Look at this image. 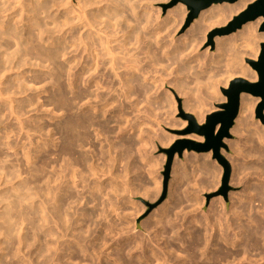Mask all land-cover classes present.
<instances>
[{"label":"bare ground","instance_id":"6f19581e","mask_svg":"<svg viewBox=\"0 0 264 264\" xmlns=\"http://www.w3.org/2000/svg\"><path fill=\"white\" fill-rule=\"evenodd\" d=\"M255 1L257 0H239L234 4L212 5L201 11L197 20L178 39L172 35L177 33L183 25L189 8L180 4L174 10L176 13L169 11L167 17L162 19L161 11H155L157 0H79L75 7L71 6L70 0H35L32 1V9L30 12L28 11V14L31 15L28 21L30 26L23 33L15 26L8 28L9 36L13 37V40H10V38H3V35L7 37L8 34L4 32L8 29H5L4 32L0 31V209L3 210L0 212V252L8 250L6 253L9 252L10 259H13L17 264H70V261L73 264L81 260L79 259L81 255L88 256V254L93 257V260L91 257L89 258L90 262H96L98 257L99 262H102L100 258V254L103 253L100 251L102 249L95 248L94 244L96 243L92 247L90 243H92L93 237L88 236V234L90 235L88 233L91 228L90 222L94 223L93 213L95 212L82 210L86 203H92L89 199L91 200L96 195L95 191H101V185H103L102 183L99 185V182L102 181L101 178L100 180L96 179L97 182L95 181V178L102 175L97 176L102 171L100 166L96 165V160L94 163L90 161L94 156H91L92 158L89 160V156L85 157L88 155L87 153V155L85 153L84 156L82 155V151L88 146L95 154L96 146L93 143V138H100L106 136L105 133L107 134V126L101 122L99 117H106L107 114L111 115L112 113L113 117H117L118 122L135 121L137 125L135 126L141 129L142 124L157 119L152 115L157 114V108L153 109L152 96L168 83L186 97L185 110L195 115L199 122H203L208 113L221 110L214 102L224 100L221 93L224 89L229 88L232 81L242 78L256 83L259 79L258 73L251 69L245 60L257 59L260 53V43L264 41V33H260L258 30L264 23V18L248 22L239 31L217 38L215 40L216 53H211V46L203 53L199 52V49L214 29L230 25ZM104 2L106 6L101 7L100 5ZM55 8L61 9L59 18L53 17ZM165 25L170 27L172 32L166 35L167 38L171 36V40L169 39L167 42L164 39V42H167L164 44L163 39L161 40V28L166 27ZM167 29L166 31L169 30ZM85 30L87 32L83 33ZM13 47L17 49L12 51ZM75 53L82 54L83 63L77 59L76 55H73ZM34 61L35 63H33ZM34 64L48 68L47 75L38 73L35 67L33 68L36 66ZM79 66L83 69L82 77H78L75 73ZM26 69L30 70L28 72L30 76L25 73ZM8 75L11 80H7ZM170 78L171 81H169ZM47 86L56 87L57 93L50 94L46 100L40 102L41 95L47 93ZM92 86L96 87V91L93 93L90 91ZM80 87L85 89L78 92ZM23 96L25 97L23 98ZM257 102H259V98L255 100L249 93H241L239 112L235 120L237 128L234 127L232 131L235 129L243 137L245 136V143L238 149L244 164L237 165L235 162L232 166L235 167L234 176L236 175L237 179L241 176L237 180V184H245L246 189L240 195L232 196L230 215L221 199L218 202L220 208L222 207L221 211L216 209L213 216L209 215L210 217L203 218V220H199L197 215H194L195 211L185 212L182 215L178 213L173 216L174 218H170L173 214L171 209H168V205L171 204V200L175 199L173 185L170 188L169 201L163 206L155 225H152V228L147 227L156 229L159 226L160 230L156 229V234H154L156 239L159 237V240L162 230H165L164 232L167 234H172L169 238H172L173 241L179 240L183 245L188 243L185 237H190L189 246L180 252L186 253L187 258L182 257L183 259L179 260L176 258L175 264H186L187 261H189L188 264H199L197 263L199 252H201V257L210 260V264H264V132L254 126L253 122L251 123V116H253ZM37 104H40L41 108L46 107L47 111L41 115L36 114V118L33 119L34 116H30L31 112L27 109ZM84 110H90L96 114H83ZM66 114L68 116L49 131L51 133L49 138L41 122L43 118L52 117L54 120ZM92 130L94 133L96 132L95 137ZM54 131L55 135L53 136L52 132ZM45 136H48L47 139ZM56 136L59 138H53ZM58 140H60L61 146L56 144ZM2 147L8 151H14L16 157L22 151L24 165L32 170L28 171L31 179L27 177V180L33 179V182L35 180L37 184L35 187L32 186L34 183L31 181L22 179L23 164L20 162L16 163L17 165L8 163L7 160H4L5 158H2ZM51 147L56 148L57 152L51 154L50 150L48 151ZM115 149H117L116 145L109 142L108 150L101 153L109 154L104 156L109 159L113 157L114 162H119L120 158H115L113 154ZM40 154H48V156L43 157L38 164H35L37 156ZM62 159L63 166L60 167L58 165ZM65 160L66 162H64ZM113 160L110 161L112 165L109 167L114 169ZM57 163V170L59 167L61 168L58 170L59 172L55 170L54 175L53 173L48 175L49 169L55 168L53 164ZM104 166L106 167L105 163ZM84 167L88 171L86 174L90 173L91 179H94L92 185L94 181L99 183L94 184L93 187L88 185L90 191L86 189L87 187L82 186L86 192L88 191L86 196L93 195L89 199L86 196L77 197L80 193L74 194V189L71 188H77V183H88L86 181L90 178L86 179V177L90 175L85 174ZM76 168L80 170L82 168L84 172L83 170L78 172ZM111 168L109 170L112 172ZM105 173L107 172L105 171ZM117 177L112 179L115 180ZM120 178L121 176L118 179ZM19 180L21 182L24 180L25 184L23 181L17 183L18 186H16L15 183ZM108 182L110 183V181ZM108 182L103 183L108 184L109 188H113L111 186L113 182L111 185ZM40 183L43 185L39 186ZM3 186L10 189L8 188V191H6L7 188L1 189ZM107 187L104 188L105 195ZM116 189L117 185L113 193L118 192L119 185L117 191ZM81 191L83 190L81 189ZM108 191L110 192V190ZM113 193L111 191V194ZM108 194L106 197H109ZM117 194L114 195L120 197V192ZM158 195L159 192H157L156 198ZM85 198L86 203L84 204ZM36 200L37 202H35ZM177 200L179 203V198ZM199 201L198 205L201 204ZM81 202L84 204L81 210L85 213H75V215L78 214V218L73 219L74 215L70 214L75 209L72 210L71 207L79 208ZM69 203L74 205L71 206ZM178 203L175 202L173 208L177 209ZM114 205L110 209H113ZM195 207L198 208V206ZM108 209L107 211L116 213V206L113 210ZM70 211L72 212L70 213ZM103 213H101L102 216ZM80 216L85 219L88 217L90 222H87V219L85 221L89 224V231L85 229L87 223L85 224L83 221L84 218L80 219L86 227L84 228L81 224ZM97 216L99 217V213ZM108 217L106 218L108 219ZM106 218L103 219L107 220ZM97 219L95 222H98ZM195 223L206 227V232H192L193 228L190 226ZM111 226L115 231V225ZM111 226L106 227L111 228ZM107 228L102 227L103 230L106 229V233H109ZM126 228L128 227L126 226L122 230L128 235L129 232L124 230ZM182 228L186 232L185 236L179 232ZM117 229L115 232L119 231ZM91 230L93 232V229ZM103 230L99 231L103 234ZM209 230L214 233L210 235ZM114 231L111 233L113 234ZM96 233L99 232L96 231ZM111 233L107 234L109 239ZM124 233H119V235L121 234L119 237L124 236ZM113 235L111 238H114ZM69 236L72 237V240H69ZM163 237L161 238L164 239ZM105 240L102 248L107 247L108 240ZM110 240L108 245L112 243ZM165 241L166 245L164 246L167 247L162 249L160 246L162 249L160 252L167 251L169 253L170 251L167 249L169 244V249L173 250L171 239ZM134 243H138V241ZM140 243L138 244L141 246ZM3 244H7L9 248L4 249L5 245L2 248ZM121 244L119 243V246ZM149 245L151 246L152 243ZM141 247L139 250H143ZM212 248L214 249L210 252ZM146 250H143L144 258L152 264L157 262V264L160 262V264L163 262L166 264L173 253L171 251L169 260H165L167 252H165V258H161L155 250L150 251V255ZM75 251L81 252V255L77 256H80L78 261ZM133 251L138 250L131 247L126 250L122 249L121 252H117L118 254L115 253L117 256L114 257L116 259L113 260L114 264H132L131 261L135 259H132ZM177 253L176 255L173 253L172 257L175 258ZM35 254L37 256L33 259ZM106 255L104 258L111 259L112 255ZM127 256L131 258V261ZM74 258L76 259L74 260ZM1 259L3 258L0 256ZM106 259L103 261L105 262ZM137 259H139L138 256ZM140 259L139 262L142 261ZM83 260L79 263H82Z\"/></svg>","mask_w":264,"mask_h":264},{"label":"rangeland","instance_id":"374dc122","mask_svg":"<svg viewBox=\"0 0 264 264\" xmlns=\"http://www.w3.org/2000/svg\"><path fill=\"white\" fill-rule=\"evenodd\" d=\"M32 1H35V0H0V31L4 32L5 29L7 30L8 28L10 29L11 27L13 28L15 26L19 29V31L21 33H23V31L30 26L28 21L30 20L31 15H29L30 13L28 14V11L30 12V10L32 9L31 8L32 7ZM77 1H79V0H70L71 6L72 7L77 6V4H78ZM180 4L186 5L187 8H189V13L187 14V17L185 18V21H184L183 25L181 26V28L179 29V31L174 34L175 36L172 35L176 39L180 38V36L182 34H184L192 26V24L197 20L196 19L191 24H188V20H189V17L191 15L190 7L185 2H183L182 0H159V1L157 0V3L155 5V11H158V12L161 11L162 19H165L168 15V12L176 10ZM100 6L105 7L106 3L104 2ZM97 9H96V11H97ZM53 12L55 14V16L53 14V17L59 18L60 13H61V9L59 10L58 8H55L53 10ZM228 26L229 25H227L226 27H228ZM262 26H263V24L261 25V27ZM261 27L259 28L258 32L264 33L261 31ZM162 28H161V30H162L161 40L163 39L162 42L165 44V43L169 42L168 41L169 39L171 40V36H168V38H167L166 35L171 34L172 30L169 29L170 27H167V26L166 27L163 26ZM222 28H225V27H218V28L214 29L208 35L207 41L199 49V52L203 53L209 46H211V53L217 52L215 40L219 37L227 36V35L216 34V31L220 30ZM9 29L7 31L5 30L6 32H4V33L8 34ZM166 29L168 31H170V30L171 31L168 33V31H166ZM165 31H166V34L164 33ZM85 32H87V30L83 31V33H85ZM4 37L6 39L10 38V40H13V37L11 38L9 36V34L7 35V37H6V35H3V38ZM164 39L167 42L166 41L164 42ZM262 43H264V41H262L260 43V52H261V44ZM16 49L17 48L13 47L12 51H14ZM73 55H76L77 59H80L82 61V63L84 62V59H81L82 54L75 53ZM259 55H260V53H259ZM259 55H258V57H259ZM258 57H257V59H253V58H249V59L253 60V61H257ZM246 61L247 60H245V63L248 64ZM33 63H35V61ZM34 65H36V64H34ZM248 66L251 67L249 64H248ZM34 67H35L36 71L38 73H42V75L43 74L47 75V73L49 72L48 68L40 67L38 65L33 66V68ZM251 69H253V68L251 67ZM26 71L27 72H25V73H27L28 76H30V74L28 73V72H30V70L26 69ZM75 73L78 77L83 76V69L81 68V66H79L75 70ZM9 79L11 80V77L8 75L7 80H9ZM169 81H171V78L169 79ZM169 85H170V83H168V85H165L164 87L160 88V90L157 91L156 93H154L155 91L153 92L154 93V95L152 96V103L154 102L153 103L154 104L153 109L157 108L158 110L156 109L157 114H152V115H153V117L154 116L157 117V119H156L157 121L155 119L149 120V121H147V123L142 124L141 129H138L136 127L137 125H136L135 121L134 122L133 121L132 122H123V121L118 122L117 117H113L114 114H112V113H111V115L107 114L106 117H99L101 122H103L105 124V126H107V130H106L107 134L105 133L106 136H102L100 138H98V137L93 138V143L96 146L95 147L96 148L95 154L93 153V150H90V147L88 146L85 150L82 151V153H83L82 155L84 156V153H85V155L88 154L85 157L88 158V156H89V160L93 156H94V158L96 157L95 159L92 158L90 161L91 162L93 161V163H94L96 160V165H98V167L100 166L99 168L102 171L97 176H99L100 174H102V175L95 178V181L97 182L96 179L100 180V178H101V180L103 182L107 183L108 181H110V183L108 182L110 185L112 184L111 182H113V185H111V186H113V188L110 187L113 190L109 188L108 184L103 183L102 181L99 182L100 184L96 183L94 181L95 185H97V184L101 185V183L103 184V185H101L102 186V190H101L102 193L105 191L106 187L108 186L107 187L108 189L106 190V195L104 193H103V195H101L102 194V193H100L101 191H95L96 195H94V197H96V198H94L93 195L89 196V197L86 196V194L88 195V193H87L88 191L86 192V189H89V191H90V188H88V185H89V187H93L95 185L94 184L92 185L94 179L93 178L91 179L90 173L86 174V173H88V171L85 167H84L85 174L90 175V176L86 177V179L90 178V179H87V181H86L89 184L88 183H85V184L84 183H77L78 189L71 187L74 189V191L70 188L73 191V193L75 192L74 194L80 193L77 195V197H79V198H83L84 196H86V198L88 197L87 199H89V198L93 197L92 198L93 200L89 199V201H92V203H90L88 201L90 204L86 203V198H85V202L83 200V203L84 204L86 203V206H83L84 209H82V210H85L88 212L89 211L95 212L96 215H95V213L92 212L94 214L95 218L99 213V217L97 216L98 219L96 218L98 222H95L96 219L94 217H93L95 219V220L93 219L94 223L88 221V217L86 218L87 220L83 216L82 217L84 219L81 218V216L79 217V219L80 218L83 219L85 224L87 222H90L91 228L88 226L89 225L88 223H87V228H85L86 226H84L85 225V224H83L84 222L81 221V219H80L81 224H83L85 229L88 230V228H90L89 230L91 232L88 230L89 231L88 233H90V235L88 234V236L90 238H92V237L95 238V239L92 238L91 239L92 241L89 239L92 242V243L89 242L90 245L92 246L94 243H96V244H94V247L99 249V250L102 249L100 251L103 252L100 254L101 256L99 255L102 262L101 261L99 262V259H98L99 257H98L97 258L98 263H97L96 258H94V259H96L95 260L96 262H94V261L90 262V260H91V259L89 260L90 257L93 260V257L91 255L88 254L89 257L83 256V255H81V252L77 253L75 251V257H77L78 254L81 255V257L79 256L80 258L77 257V261L79 259H81V260L84 259L85 261L84 260L82 261V263L84 262L83 264H94V263L95 264L96 263L97 264H99V263L105 264V262H108L110 260L108 262V264H110V262H111V264H114L115 262L113 260H116L114 257L117 256L115 253L121 252V250L122 249L124 250V248L126 250V248L130 249L132 247V248H135V250H138L139 252L138 251L132 252L133 253L132 259L135 258L132 261L130 260L131 258H129L127 256L128 259L131 261V263L132 264H148L149 262L146 261L144 258V253H143L144 251L143 250L147 249L146 252L148 255H150L149 254V253H151L150 251H152V250L154 251L155 250L154 248H156L157 250H155V252H157L161 258L162 257L165 258L164 257V256H166L165 252H167V251L160 252V250L166 249L167 246H164V245H166L165 240L171 239V244H172L171 248H173V250L169 249L170 244H169V247L167 249L170 252L173 251V253H175V255L178 251L179 252L177 253V256H175V258L172 257L174 255L173 253L171 255L170 252H169L170 254L167 252V256H166L167 259L165 258V260H169L168 257L171 255L170 260L166 261V264H168V263L169 264H175L177 259L178 260L180 258L183 259L182 257H184V259L187 258L185 255L186 253H184V252L180 253V252L187 249V247L189 246L190 237L189 236L185 237V239L187 240L188 243H186V245H183V244H181V242L179 240L173 241L172 238H169L172 236V234L165 233L164 232L165 230L161 231L160 240L158 239L159 237L156 239V237H155L156 235L154 236V234H156V229L158 231L159 226L156 229H151L152 225H155V222L157 220L158 215L161 214L163 206L169 201L170 188L174 185V192L173 193L175 194V199L171 200L170 201L171 204L168 205V209H171L172 214H173V215L171 214L172 217H170V218H174L173 216H175V214H178V213L182 215V213H185V212H191V211L194 212L195 211L194 215H197L199 220H203V218L205 219L206 217L213 216L214 213L216 212V209L221 211L222 207L220 208V205H218V202L221 199L224 202V206H226L225 209L227 210L228 214L230 215V209H231V205H232V200H231L232 196H238L241 193H243V190L245 191V189H246L245 184H239V185L237 184V180H239V178H241V176L238 177V179H237L236 175L234 176L235 167L232 166V164L234 165L235 162L237 165L238 164H244L243 159L239 156L238 149H239V146H242L245 143L244 142L245 136L243 137L239 132H236L235 129L232 131V129L234 127L237 128L236 124L234 123V126L232 127V129L230 131V137L223 139V141H222L223 146L220 147L218 153H215L213 149H211L209 152H204V151L199 152V151H196L193 149L191 151L185 150L183 152L182 157H180L178 155V153L175 155V157L173 159V163L171 165V170H170V174H169V179L167 181V190H166V195H165V183H166V175L165 174H166V168L168 165V155H167L166 151L170 150L176 143L181 142V141H190V142H195L197 144H205L206 143L205 137L200 136L196 133L189 134V135L180 134L189 128V125H190L189 120L186 117H188V116L194 117L195 120L197 121V123L200 126H202V125H205L207 117L209 115L213 114V113H208L206 115V119L203 122H199L195 115H193L191 112H187L185 110L186 97L183 96L181 94V92L178 89H176L173 85H170V86ZM84 89H85L84 87H80L78 92L82 91ZM90 91L92 93L95 92L96 87L92 86L90 88ZM101 92H104V91H101ZM55 93H57L56 87L51 88V87L47 86V93L41 95L42 99L40 102H43L44 100H46V98L50 94L52 95ZM24 97L25 96H23V98ZM221 97H222V99H224L223 101L220 100V101L214 102V104L217 107H219L221 104L227 102V98L223 94V92L221 93ZM23 98H19V99H23ZM251 98L255 99V100L259 98V102H257V105L255 106L254 112L252 114L253 116H251L252 120L250 119L251 123L253 122L254 126H256L258 129L260 128V130H263V132H264V110H262L261 112L259 110L260 105L262 103V99H261V97L254 96V95H251ZM27 110L31 112L30 116H34V117H32L33 119L36 118V116H35L36 114L41 115L42 113L47 111L46 107L41 108L40 104H37L34 107H31ZM79 113H82V111H79ZM85 113L89 114V115H95L96 114L95 112L92 113V111H90V110H84L83 114H85ZM67 116H68V114H66L63 117L56 118L54 120H52V117H44L43 118V120L41 122H42V125L45 128V132L48 134L49 138L51 135V133H49V131L53 130L55 128V125L59 121H63L64 118H66ZM159 117H161V118H159ZM158 119H159V121H158ZM184 123H186V125H184ZM219 127L220 126H218L216 129L215 136H217V134H218ZM256 127H254V128H256ZM91 132H92L93 136L95 137L96 132L94 133V130H92ZM52 135L53 136L55 135V131L52 132ZM48 136H45V138L47 139ZM53 138L57 139V138H59V136H56ZM109 142L116 145V148H117V149H115L116 154L114 153V151H113V154H114L115 158H117V157L120 158V159L117 158L119 162H117V161L114 162V160L112 159L113 157L109 159L108 157L104 156V155H109V154H102L101 153L104 150L105 151L108 150ZM56 144L58 146H61L60 140H58L56 142ZM2 148H3L1 150L2 154H3L2 158H5L4 160H7L8 163L19 164L18 162H20L21 164H23L22 170H23L24 175L22 174V179L24 178V180L28 181V182L31 181L32 183H34V185L31 183L32 186L35 187L37 185L35 183V180H34V182L32 181L33 179L30 181L27 180V177H28V179H31V178H29L30 172H28V171H32V170L28 169L26 167V165H24L25 162H24V159L22 158V154H21L22 151L20 150L21 151V152H19L20 155L17 156L19 158L18 159L16 157V155H14V151H8L7 149H4L5 147H2ZM92 149H94V148H92ZM49 150H50L51 154H54L55 152H57L56 148H54V147L53 148L51 147L50 149H48V151ZM91 151H92V154H91ZM113 154H112V156H113ZM47 156H48V154H44V155L40 154L39 156H37V159H36L37 163L35 162V164H38L43 157H47ZM104 157H106V158H104ZM18 160H20V161H18ZM108 160H109V162H108ZM112 160H113V163L115 164L114 169L109 167L110 165H112V163L110 162ZM60 161H61L60 165H58V163L53 164L55 166V168H52L51 170L49 169L50 172H48V175H49V173L50 174L53 173V175H54L55 170L58 171L59 169H61L60 167L63 166L62 165L63 159ZM64 162H66V160ZM64 162H63V164H65ZM104 163L106 164V167L104 166ZM57 165L60 166L58 168V170L56 168ZM107 165H108V167H107ZM109 168H111L112 172L109 170ZM84 169L81 168V170H80V169L76 168V170H78V172H81L82 170L84 172ZM103 169H104V171H103ZM107 169H108V171H107ZM105 171L107 173H105ZM114 173H115V175H114ZM103 174H104V176H103ZM53 175H51V176H53ZM120 176H121V178L118 179ZM113 177H117L118 180L116 178H115V180L112 179ZM111 179L114 181H112ZM25 181L23 182L24 184H25ZM19 182L22 183L19 180L18 182L15 183L16 186H18L17 183H19ZM117 182H118V184H117ZM41 185H43V184L40 183L39 186H41ZM116 185H117V189H118V185H119V190H118V192L113 193V191H115ZM82 186H85L84 188H86V187L87 188L84 189V188H82ZM123 186H125V187H123ZM129 186H131V187H129ZM3 187L1 189L7 188L6 186H3ZM9 187H10V185H9ZM121 187H123L124 189L123 188L121 189ZM8 188L6 189V191H8ZM81 189L83 191H81ZM117 189H116V191H117ZM120 189H121V191H120ZM84 190L86 193L84 192ZM108 190H110V192ZM124 190H126V191H124ZM111 191L113 194H111ZM97 192L100 194H98ZM108 192L113 197H111L108 194ZM119 192H120V194H119L120 197L117 196L118 195L117 193H119ZM157 192H159V195L156 198ZM115 193L117 195H114ZM107 194L109 197H106ZM79 195L82 197H80ZM89 195H90V193H89ZM111 198H112V201H110ZM177 198H179V200H180L179 203H178ZM114 199L115 200L117 199V200L115 201ZM199 200L201 201V204H200ZM198 201H199L200 205H198ZM35 202H37V200ZM116 202H118V203H116ZM175 202L178 203V206L176 207L177 209L173 208V206L175 205ZM83 203L81 202V204L79 205V208H74L72 206L74 204L72 203V205H71V203H69L72 206V207L71 206L70 207L73 208L72 210L75 209V211H73V212L70 211V213L72 212V214H70V215H74V216H72L73 219L78 218V214H81L83 212L85 213V211L81 210V208H83L82 205H84ZM109 203H110V206H109ZM114 203H115V205H114ZM37 204H39V203H37ZM112 204L114 205L113 209L116 206V211H115L116 213H114V214H113V211L112 212L107 211L108 208L109 209H110V207L112 208V206H113ZM106 205L109 207H107ZM75 206L77 207L76 204H75ZM195 206H198V208ZM105 207H107V208L105 209ZM76 209H77V211H76ZM113 209H110V210H113ZM104 210H106V211H104ZM2 211L3 210L0 209V212H2ZM103 211H104V213H103ZM105 212H107L106 213L107 215L105 214ZM75 213H78V214L75 215ZM101 213H103V216ZM136 214H137V216H136ZM100 216H102V217H100ZM106 217H108V219ZM103 218H106L107 220H105ZM89 220H90V218H89ZM95 223L99 225L98 228H97L98 225L96 226ZM93 224L95 225L96 228L94 227ZM123 224H124V227H126V226L128 227L124 230L127 233L129 232V234H128L129 236L123 232V230H122L124 228ZM111 225H115V231H116V228H118L119 231L117 229L118 232H115L114 228ZM106 226H111V228H113L112 231H114L113 234L116 233L115 234L116 236L111 233L112 232V231H110L111 228H107ZM102 227L107 228L108 229L107 232H109V233H106V231H105L106 229L103 230ZM147 227H151V228H147ZM190 227L193 228L192 232L199 231L201 233H204V232H206L205 230L207 229L206 227H204L202 225L201 226L198 225V223L197 224L195 223V225L190 226ZM91 229H93V232ZM98 229L100 231L103 230V234ZM95 230L97 232L101 233L102 235L99 233H96ZM159 230H160V228H159ZM104 231L106 234L104 233ZM179 232L183 236L186 235L184 228L180 229ZM110 233L113 235L114 238L116 237L114 240V238H111L112 237V235H111L110 239H112L114 241L109 239L108 235H110ZM119 233H124V236H122L120 238L119 236H121V234L119 235ZM209 233H210V235H212L214 232H212V230H209ZM98 234L100 236V239H99ZM125 236H127V237H125ZM86 237H87V235H86ZM161 237H163L164 239H162ZM69 238H70L69 240H72V237L69 236ZM103 239L104 240L106 239L105 241L108 240L107 241L108 244H109V240L112 242V243L110 242L111 243L110 245L106 244L107 247L105 246L104 247L105 249L102 248L103 247L102 246L103 241H104ZM135 239H137V240H135ZM43 240H45V239L43 238ZM117 240L120 242H118ZM2 241L4 242V240H2ZM135 241L136 242L138 241V243L141 242L140 244L143 248L138 243H134ZM121 242H122V244H121ZM119 243L121 244L120 246H119ZM151 243H152V245L148 246V244H151ZM144 244H146L147 246H145ZM157 244H159V245H157ZM4 245L6 248H4ZM130 245H131V247H130ZM136 245L140 246L143 250H139L140 247H137ZM134 246H136V247H134ZM160 246L162 249L160 248ZM2 248L8 249L9 246L7 244H3ZM78 249H77V251H78ZM213 249L214 248H212L210 250V252H212ZM174 250H176L177 252ZM6 251H8V250H6ZM6 251L4 250V252L3 251L0 252V256H1V258H3L0 260L1 261L0 263L6 264V262H7V264H17L13 259H10L11 255L9 254L10 255L9 256L8 255L9 252L6 253ZM140 252H142V253H140ZM125 253H126V251H125ZM200 253L201 252H199V254H198L197 263H199V264H210V260L201 257ZM106 254L108 256L112 255L113 259H112V256L110 257L112 260L111 259L107 260L106 258H104V255H106ZM140 254L141 255L143 254V256H141ZM162 254H163V256H161ZM5 256L7 257V259ZM35 256H37V254L34 255L33 259L36 258ZM137 256L139 257V259L141 257V259H140V260H142V261H140L141 263L139 262V259H137ZM5 259H6V261H5ZM75 259L76 258H74V260ZM104 259H106L105 262L103 261ZM171 259H172V261H171ZM8 260L9 261L12 260V261L9 262ZM81 260L79 262H81ZM74 262H76V261H74ZM79 262H76L73 264H77ZM92 262H94V263H92ZM153 262H156V261H153ZM188 262L189 261H187L186 264H188ZM82 263H79V264H82ZM157 263H155V264H157ZM70 264H72L71 261H70ZM149 264H152V263L150 262Z\"/></svg>","mask_w":264,"mask_h":264},{"label":"water","instance_id":"95a60500","mask_svg":"<svg viewBox=\"0 0 264 264\" xmlns=\"http://www.w3.org/2000/svg\"><path fill=\"white\" fill-rule=\"evenodd\" d=\"M182 1L190 7L191 15L189 17L188 24H191L199 17L201 11L209 8L210 6L223 3L234 4L239 0ZM259 18H264V0H257L254 3L250 4L239 16L236 17V19L228 27L217 30L216 34L228 35L234 33L237 30H240L246 23L256 21ZM261 31L264 32V23L261 27ZM246 62L258 73L259 79L256 83L249 82L242 78H238L232 81L229 88L223 90V94L226 96L227 102L219 106V108L221 109L220 111L215 112L207 117L205 125L200 126L192 116L186 117L189 120V128L180 134L189 135L196 133L200 136H204L206 143L197 144L190 141H181L176 143L170 150L166 151L168 155V165L165 174V195L171 165L177 153L180 157H182L185 150L191 151L193 149L199 152H209L211 149H213L215 153H218L220 147L223 146V139L230 137V131L234 126L239 112L241 93L245 92L254 96L261 97L262 103L259 110L260 112L264 110V43L261 44V52L258 60L253 61L247 59ZM218 126H220L219 131L217 136H215V132Z\"/></svg>","mask_w":264,"mask_h":264}]
</instances>
